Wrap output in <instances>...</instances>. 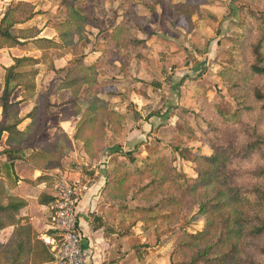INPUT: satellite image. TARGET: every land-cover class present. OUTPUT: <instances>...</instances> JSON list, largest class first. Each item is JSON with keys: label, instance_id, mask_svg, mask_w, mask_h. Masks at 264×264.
Instances as JSON below:
<instances>
[{"label": "rangeland", "instance_id": "374dc122", "mask_svg": "<svg viewBox=\"0 0 264 264\" xmlns=\"http://www.w3.org/2000/svg\"><path fill=\"white\" fill-rule=\"evenodd\" d=\"M62 1H26L38 12L35 23L56 27L61 48L43 53L31 45L22 48L39 60L36 90L53 103L50 125L59 135V161L67 174H75L60 178L124 176L120 204L127 211L118 216L121 230L129 233L126 246L138 255V264L181 262L194 253L191 246L180 250V241L188 239L181 236L204 229L205 240L221 235V225L215 228L212 221L217 220L215 212H209L216 190L255 184L247 172L264 166V146L244 157L226 153L215 169L225 184L201 185L204 156L242 143L255 128L264 135L262 102L254 96L258 89L264 94V75L249 70V45L264 28V0H74L89 20L93 15L88 12L97 21L79 30L72 26L71 35L60 40L66 27L59 23L67 15L64 7L59 11ZM80 56L90 67L80 73L86 82L76 86L77 109L65 103L73 90L60 89L61 81L48 66H64ZM20 92L13 99L19 100ZM37 100L35 95L24 100L21 114ZM92 103L96 108L87 109ZM83 114L95 120L81 126ZM116 147L130 151L133 159L114 153ZM163 177L166 183L159 181ZM151 180L159 184L138 191ZM154 192L169 198L168 203L137 210L152 206ZM228 205L224 210L230 225L237 214L264 220V210L256 212L246 201ZM237 243L241 258L264 263L258 249L264 247V236Z\"/></svg>", "mask_w": 264, "mask_h": 264}, {"label": "trees", "instance_id": "16d2710c", "mask_svg": "<svg viewBox=\"0 0 264 264\" xmlns=\"http://www.w3.org/2000/svg\"><path fill=\"white\" fill-rule=\"evenodd\" d=\"M63 7L67 9V15L64 20L59 23V25L60 27L65 26L66 29L60 31L58 35V39L60 40H65L71 35L72 26H75V29L79 30V27H81L82 24H85L88 21L95 24L97 21L94 14L90 12H88V14H92L93 16L89 20L87 14L85 13L86 11H84L81 7H76L74 0H63L62 5L60 4L59 11H62ZM36 13L37 12L34 11L33 6L29 2L21 0L10 2L6 6L0 19V48L14 47L17 45H23L28 41H32L33 44L42 51V53L50 49H60V42H55L46 38L34 39L39 34V30L35 26L27 28L17 27L18 25L24 24L32 19ZM261 15L263 16V19L261 20L263 25L264 15ZM249 47L252 56V62L249 66L250 73L255 76L264 75V28H260L257 38L249 45ZM45 54L46 53L43 54V57ZM38 63V58L33 56L17 57L13 59V64L4 70L3 80L2 83H0V137L4 132L8 134L7 142L9 147L3 150L1 154H5L9 160H15L23 157L27 151H34L36 147H39L38 151L31 154L29 158L38 156L43 160H54L57 164L59 156H61L60 153H57L59 150V135L55 133L54 139L49 141L44 138L49 129L48 121L51 116L49 111L53 105V103L49 100L47 93H44L45 95L42 93L37 94V97H39L38 104L35 105L26 115V117L31 119L29 134L23 136L17 129V125L20 122L18 117V105L22 100L12 101V95L18 88L23 90L22 93L25 96L24 99L31 98L36 94L35 77L38 73V69L35 65ZM88 67L83 65V56H80L74 60L69 59L66 65L62 68L55 69L53 66L48 68L49 70H52L58 80L61 81L60 89L73 90V97L65 103H71V106L77 109L76 86L79 87L86 82L84 76H81L80 73L81 71L88 70ZM254 96L257 101L262 102L260 108L264 110V94L258 89L254 92ZM95 108V103H92L87 109L90 110ZM83 117L84 119L82 120ZM93 119L95 120L94 116H87L83 114L81 117V126L87 121H93ZM246 135H248L247 139L242 143H230L224 150H221L220 152H213L208 156H204V166L199 169L200 181H202L201 185H212L220 188L225 184L221 174L216 171L219 165H223L221 155L225 154L226 156V153H228L232 156L244 157L256 149H259L261 146H264V135L260 134L259 130L256 128L251 134ZM114 153L128 157L130 160L133 159L130 151L123 152L119 149V147L115 148ZM247 173L257 181L255 184L243 187L236 186L234 189L229 187L225 191H221L220 189L216 190L214 195L215 201L210 205L211 209H209V212H215L217 217L215 219L217 220L212 221L216 222L215 228H217L218 225H221V235L213 241L205 240L208 230L204 229L198 234H185L181 236V238L187 237L188 239L180 241V244H178L180 250L183 251L185 247L191 246L194 253L187 257V259L176 264H238L240 262L242 264H264L262 261L255 260L253 257H247L246 259L241 258L240 253L242 254L243 251L237 243L240 239L242 240L247 239L248 237L252 238L264 236V220L256 215L250 220H245L244 218L239 217L241 214H237V220L233 221V225H230L229 214L226 210H224L229 206L228 204H236L240 200L250 203V207L252 209H257L256 212L264 210V166L250 170ZM124 180H126L124 176L121 180H117L112 177V174L105 180V184L103 186V193L105 194V197L103 198L111 205L109 210L110 214H120L121 212L123 213V211H127L126 205L120 204L121 195L124 192L122 191V187H124ZM159 181L161 183L167 182L165 177L159 179ZM159 181L151 180L149 183L143 185L142 188L138 189V191L140 192L141 189H151L155 185L159 184ZM138 191L135 190L134 194L137 195ZM174 197L175 196H172L170 199H173ZM160 198L161 197L156 194L155 196H152L154 201L152 206H148V208L138 207L136 209L139 211H150L152 208L154 209L163 203H168L169 198ZM5 199H7L6 203H4ZM39 201L40 203L48 204L52 201V198L42 195L40 196ZM23 206L24 202L19 199L6 198V195L4 194V187L0 183V229L7 225L18 224L19 221H16L14 215ZM201 209H204V206H202ZM236 213L238 212L236 211ZM205 219L206 221L208 220V223L206 224L209 226V222H211L209 217L206 216ZM48 233L50 235H55V232L52 230ZM204 241L205 243H203ZM39 243L44 245L46 248V244H44L42 240H36L34 243L35 247ZM22 246L23 244L20 242L18 248L22 249ZM258 249L261 253H264V247L259 246ZM45 254V262L55 261L53 253L50 249L46 250L44 252V255ZM4 257L5 247L0 244V263ZM17 263V258H13L10 264Z\"/></svg>", "mask_w": 264, "mask_h": 264}, {"label": "crops", "instance_id": "0c3cea01", "mask_svg": "<svg viewBox=\"0 0 264 264\" xmlns=\"http://www.w3.org/2000/svg\"><path fill=\"white\" fill-rule=\"evenodd\" d=\"M10 2L11 0H0V19ZM34 19L35 17L17 27L27 28L35 26L39 30V34L34 39L46 38L58 42L54 26L52 28L44 25L40 26L39 23L34 22ZM30 45L36 48L37 51L40 50L32 41L14 47L0 48V83H2L5 68L13 64L14 58L32 56L23 52L22 49ZM59 59L65 60L64 57H59ZM54 65L55 69H59V67L62 68L66 64L61 66L62 64L56 65L54 63ZM37 69L39 73L40 69ZM18 90L21 91L22 97L19 100L22 101L18 105L20 122L17 125V129L23 136H26L29 134L31 123V119L26 117V115L38 104V100L24 114H21L20 105L24 100L30 98L24 99L23 90L18 88L12 95V101H19L17 98L13 99L14 94ZM38 93L36 90V97ZM48 125L49 129L44 138L49 141L54 139L56 132L51 131L50 119ZM7 139L8 134L6 132L2 133L0 137V183L4 187L6 198L19 199L24 202V206L14 215L16 221H19L18 224L7 225L0 229V244L5 247V257L1 260V263L10 264L13 258H17V264H55L54 262L44 261L46 256L44 252L49 250L47 245V249L40 243L36 247L34 245L36 240H42L44 235L49 234L52 224L51 214L48 209L49 203H40L39 199L42 195L52 198L54 185L60 179L61 174H66L68 177H72L75 174H67L68 168L64 167L61 161L56 164L54 160H43L38 156L29 158L31 154L38 151L39 147H36L34 151H27L23 157L9 160L5 154H1L3 150L9 147ZM104 179V176H99L98 179L92 180L78 207V225L86 264H138V255L135 256L134 250L130 251L131 248L126 246L129 233L120 228L121 216H118V213L110 214L111 205L103 198L105 197L103 193ZM6 202L7 199H5L4 203ZM20 242L23 244L22 249L18 248Z\"/></svg>", "mask_w": 264, "mask_h": 264}, {"label": "built area", "instance_id": "2783aa9c", "mask_svg": "<svg viewBox=\"0 0 264 264\" xmlns=\"http://www.w3.org/2000/svg\"><path fill=\"white\" fill-rule=\"evenodd\" d=\"M91 183V180L64 177L54 185L48 209L55 235L46 234L42 240L53 253L55 264H86L77 213Z\"/></svg>", "mask_w": 264, "mask_h": 264}]
</instances>
